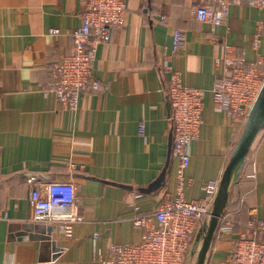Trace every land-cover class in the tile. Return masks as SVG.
<instances>
[{
  "label": "crops",
  "instance_id": "1",
  "mask_svg": "<svg viewBox=\"0 0 264 264\" xmlns=\"http://www.w3.org/2000/svg\"><path fill=\"white\" fill-rule=\"evenodd\" d=\"M203 1L126 0L124 25L97 48L100 88L82 92L78 108L71 109L44 87L52 80L49 64L72 49L83 0H0V264H103L111 244L142 239L143 228L132 221L136 207L151 213L178 195L167 58L185 85L205 90L203 123L184 172L185 198H202L207 181L222 179L247 122L214 105L216 59L227 45L249 61L264 59V8L232 5L229 23L213 27L196 17ZM52 28L60 33L52 35ZM177 29L186 38L179 49ZM169 157L165 185L140 192ZM51 180L75 185L82 221L33 220L32 187ZM224 211L239 223L233 233L215 234L206 264H224L247 221L264 219V131ZM207 223H198V234ZM199 246L195 240L186 264H195Z\"/></svg>",
  "mask_w": 264,
  "mask_h": 264
},
{
  "label": "built area",
  "instance_id": "2",
  "mask_svg": "<svg viewBox=\"0 0 264 264\" xmlns=\"http://www.w3.org/2000/svg\"><path fill=\"white\" fill-rule=\"evenodd\" d=\"M82 24L71 32V51L49 64L52 80L44 87L46 94L55 95L67 108L79 106L82 92L98 90L100 82L94 75L97 48L110 43L113 31L124 25L126 0H83ZM264 8V0H204L195 7L198 20L213 27L229 23L232 5ZM165 22L167 18L164 16ZM52 35L60 30L52 28ZM185 33L175 30L174 47L185 43ZM260 44L258 35L255 47ZM218 76L212 94L215 107L228 112L234 119L247 122L264 87V59L249 61L242 50L226 46V53L216 59ZM164 68L168 80L169 119L172 123V153L180 159L178 195L164 199L151 213L138 211L132 216L137 227L144 230L137 243H113L103 264H186L201 220H210L221 179L207 181L205 195L187 200L184 195L185 169L191 161L193 141L198 138L203 123L205 90L185 85L181 72L167 58ZM76 187L69 181H44L35 184L30 194L33 220L37 222L82 221ZM238 221L227 211L219 219L216 236L233 233ZM232 240V249L224 264H264V219L252 217Z\"/></svg>",
  "mask_w": 264,
  "mask_h": 264
},
{
  "label": "water",
  "instance_id": "3",
  "mask_svg": "<svg viewBox=\"0 0 264 264\" xmlns=\"http://www.w3.org/2000/svg\"><path fill=\"white\" fill-rule=\"evenodd\" d=\"M263 127H264V87L250 113L249 119L246 123L242 136L238 141V144L229 162V165L227 166L225 173L221 179L220 188L213 205L211 218L208 221V223L205 225V227L201 230V232L198 234V237L196 239V243L200 242V246L197 251V258L195 264H206L207 255L210 250L212 240L215 236L217 227L219 225V219L227 206L230 190L236 178L238 177L240 169L242 168V165L246 160L251 147L253 146L257 136L259 135ZM172 138H173V133L171 132L170 134L171 152H172ZM169 161H170V157L161 174L148 186L140 187L139 188L140 192L143 193L156 192L165 185ZM123 186L130 189L132 188V186H126V185Z\"/></svg>",
  "mask_w": 264,
  "mask_h": 264
},
{
  "label": "rangeland",
  "instance_id": "4",
  "mask_svg": "<svg viewBox=\"0 0 264 264\" xmlns=\"http://www.w3.org/2000/svg\"><path fill=\"white\" fill-rule=\"evenodd\" d=\"M197 237H198V233L196 232L195 233V236H194V241H193V243H192V246L194 247V243H195V240L197 239ZM192 248V247H191Z\"/></svg>",
  "mask_w": 264,
  "mask_h": 264
},
{
  "label": "trees",
  "instance_id": "5",
  "mask_svg": "<svg viewBox=\"0 0 264 264\" xmlns=\"http://www.w3.org/2000/svg\"><path fill=\"white\" fill-rule=\"evenodd\" d=\"M263 131H264V127H263V129L260 131V135L263 133ZM259 136V135H258ZM253 146H254V144H253ZM253 146L251 147V149L253 148ZM251 149H250V151H251ZM236 229V228H235Z\"/></svg>",
  "mask_w": 264,
  "mask_h": 264
}]
</instances>
